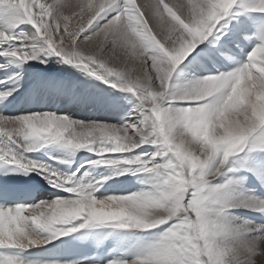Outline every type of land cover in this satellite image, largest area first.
Instances as JSON below:
<instances>
[{"label": "snow or ice", "instance_id": "6c2138e0", "mask_svg": "<svg viewBox=\"0 0 264 264\" xmlns=\"http://www.w3.org/2000/svg\"><path fill=\"white\" fill-rule=\"evenodd\" d=\"M238 2L0 0V59L7 65L47 66L55 58L134 97L122 125L55 112L0 114V175L35 173L57 190L54 199L9 206L0 186V264H85L23 254L95 229L155 234L134 254L103 264H264V225L238 224L232 215L241 209L264 215V199L240 190L249 179L264 188V29L254 42L243 33L229 37ZM245 11L264 15V0ZM22 25L30 33L18 37ZM246 43L252 50L240 62ZM186 61V71L211 66L216 74L179 89L173 80ZM6 64L0 104L21 87ZM48 145L73 155L88 151L97 157L91 167L140 177L143 187L98 198L99 186L113 177L86 183L85 173L77 181L75 172L61 175L29 158Z\"/></svg>", "mask_w": 264, "mask_h": 264}, {"label": "bare ground", "instance_id": "6f19581e", "mask_svg": "<svg viewBox=\"0 0 264 264\" xmlns=\"http://www.w3.org/2000/svg\"><path fill=\"white\" fill-rule=\"evenodd\" d=\"M241 1H242L241 3L246 5L247 7H251L261 2V0H241ZM247 1H250V2L248 3ZM141 2L142 0H137L138 4ZM254 30H255V27H254ZM29 33H30V28L27 25H22L15 32V34L18 37H22L23 35L29 34ZM249 37H250V31H249ZM255 37H256V33H255ZM246 47H247V43H246ZM245 54H246L245 51L239 52L237 59L239 61L242 60L241 58ZM240 62H244V60ZM0 64H6V62L0 59ZM54 64L57 65L58 70L56 71L53 70L52 72L51 70L54 68ZM5 71L8 73V75H17V74L19 75L21 87H20L19 92L17 93H23L30 84L34 85L37 98H36V103L33 108L37 110H40L43 108L46 109L49 107H52V108L59 107L60 109H63L65 106L67 105L69 106V102H70L69 96L62 95L61 93L55 91L50 86L60 85L64 89L70 90L71 89L70 86H72L73 84H76V81L78 80L84 81V79H86L84 78L85 74H83V72H80L75 68L70 70L68 68V65L56 63L55 58H53L51 62H48L47 66L41 65L36 62L23 65L22 67L11 66V65L6 64ZM7 79H8V76H6L4 72H0V81H4ZM63 79L66 82L65 84L63 82ZM176 81H179V79L177 78ZM85 83L91 84V81L86 79ZM9 86L12 87L14 85L10 83ZM2 90H5V89L3 88L2 85H0V91ZM77 91H80V90H77ZM77 91L75 92V95H77L76 94ZM103 92L105 93L106 90H103ZM111 93L113 94V98L114 97L117 99L119 98V94L115 95L113 90L111 91ZM129 97H130L129 100L133 102L134 98L131 97V95ZM71 102L75 104V102L73 101ZM25 107L27 108L30 106L26 104ZM43 149H45V147ZM59 150L61 151L60 153H62L63 155L67 152L66 150H63V149H59ZM45 151L46 149L44 150V152ZM150 152L151 150L149 149V153ZM68 153L69 152H67V154ZM78 153L79 155H81L79 161L76 164L71 165V166H67V164H59L57 162H54V160L53 161L49 160L50 158L55 156L52 153L49 154V152H45V153L41 152L39 153L38 157L35 155H31V156L29 155V158L37 161L38 163L53 167L61 175L70 174L71 171H73L76 173L78 180H80L79 178H83L85 173L89 174L88 179H90L91 182L99 180L103 177H113L114 169L107 168V167L93 168L90 166L89 162L94 161L97 158L95 155L85 150L78 151ZM76 155L75 157H77ZM41 156H44V161H41L42 159ZM230 163L232 166H238L241 162L233 160ZM77 170L79 171L77 172ZM116 177L114 176L111 179H107L106 182L102 186H99L100 191L96 193V196L98 198H101V193H103L104 195H126L131 190L133 192L134 191L133 189H136L138 187L140 188V186L141 188L143 187L142 184H140L139 186L136 185L137 186L136 188L135 187L133 188L134 181L133 179L128 178L127 176L126 177L123 176L124 177L123 179H119L118 177L116 179ZM41 179L43 180V182H45L47 188L50 191L49 193H47V196H45L46 200H51V199L56 198L57 190L49 187L48 183L42 177ZM252 182L253 180L251 179L246 180L243 187L240 190L245 191L246 194H254L260 199H263V197L259 196L258 189L255 188L256 185H254ZM38 199L39 197L37 198V200ZM39 202L40 201L35 202V203H39ZM9 206H12V205H9ZM232 215L236 218L235 222L238 224L243 223L245 221L249 222L251 219L258 221L257 216L259 218L261 217L262 219H264V215H260L254 212H249L243 209L234 211ZM250 224L256 225V224H253L252 222ZM109 233H112V234L109 235ZM146 233L148 234V236L151 235L152 240L155 239V234L149 233V232L131 234V233L114 232L112 229H95V230H90L89 233L74 234L72 237H68V238H65L64 240L56 241L53 245H48L45 248L33 249L29 252L24 253L23 256L24 255L38 256L42 258L45 255H48L49 253H55V254L65 255L67 258L80 259V260H82L81 258L83 257L84 258L85 257H91V258L95 257L96 259L100 258L101 264H103V261L105 259H111L113 257H120L122 255L134 254L138 250L145 247L148 244L147 242H145V238H147L145 236ZM138 234L139 236L143 234V236H145V237L142 236L144 239L143 240L140 239L141 237L138 238L139 236L135 237ZM41 258L39 259H26L25 258V259L32 260V261H45ZM100 260L98 259L97 261H100Z\"/></svg>", "mask_w": 264, "mask_h": 264}, {"label": "rangeland", "instance_id": "374dc122", "mask_svg": "<svg viewBox=\"0 0 264 264\" xmlns=\"http://www.w3.org/2000/svg\"><path fill=\"white\" fill-rule=\"evenodd\" d=\"M71 2H75V0H71ZM241 2L242 1L239 0L237 6L233 9L234 13L239 12L241 14L238 15L235 19H229L228 27H229V29L232 30L229 33L230 38H236V36L240 33H243L244 35L249 37L250 27L251 28L255 27L254 31H255L256 35L260 30L264 29V20H262V18L259 16V14L246 12L245 9L247 8V6L242 4ZM247 2L249 3L250 1H247ZM251 50H252V44L247 43V47L244 50L245 53L250 52ZM197 51H199V49H197ZM193 55H195V53H193ZM189 59H191V57ZM241 59L242 60H240V61H243V60L245 61L246 60V54L243 55ZM52 60H53V58H51L49 60V62H51ZM186 65H187V61L185 62V64H182L177 69V73H176L174 80H173V84L177 88L180 87L179 89H182V87L184 85L190 83L194 79L202 78L203 76H207V75L216 74L215 69H213L211 66H209L208 71L199 72V71H186L185 70ZM68 68L70 70L74 69L73 67H71L69 65H68ZM53 70L54 71L58 70V67L56 64H54V68L51 71L53 72ZM221 70H223V69H221ZM229 70H231V69H229ZM83 74H85V73H83ZM84 78L91 81V84L85 83L86 79H84V81L78 80V81H76V84H73L72 86H70L71 87V89H70L71 96L69 97V99H70L69 106L67 105L63 109H60L59 107L58 108L57 107H55V108L49 107V108L42 109V110H37V109L33 108V112H36V111L55 112L57 115L69 116L70 118H72L73 120H76V121L95 120V121L103 122L106 124H112V125H122L126 122H129L130 114L132 113V109L134 107V101L132 102L129 100L130 94L117 91L116 89L109 87L107 84L100 82V81H97L94 78L87 76L86 74H85ZM177 78L179 79V81H176ZM181 79H183V80L186 79V80L183 81ZM63 82H64V84L66 83L64 79H63ZM77 90H80V91H77ZM103 90H106V92L104 93ZM112 90L114 91L115 95L119 94L118 99L115 97L113 98V94L111 93ZM76 91H77V93H76L77 95H75ZM131 97H133V96H131ZM71 101L75 102V104H73ZM28 113H30V112L25 111V110H20L18 113L7 115V114H4L2 111H0V114H3L5 116H20V115H24V114H28ZM45 149H46L45 152H49V154L52 153L53 155H55L52 158H50L49 160H52V161L54 160V162H57L58 159L69 161L67 166H71V165L76 164L81 157V155H79L78 152H76L77 155L76 154L72 155L70 153L67 154V152L63 155L62 153H60L61 152L59 150L60 148L59 147L57 148V146H54V145H48L45 147ZM45 149L42 148V150H40L36 153L35 152L31 153L29 155L30 156L35 155L38 157L39 153H41V152L45 153L44 152ZM54 152H55V154H54ZM75 155L78 157V159H77V157H75ZM41 161H44V159H41ZM71 170H72V168H71ZM117 170H119V166H118ZM72 172L73 171H71V173ZM117 177L119 179H123L126 176H124V177L121 176V178H120V176H117ZM117 177H116V179H117ZM127 177L133 179V181H134L133 188L134 187L136 188L137 186H139L141 184L139 181L141 179L140 177L132 176V175H127ZM79 179L81 180L82 178H79ZM77 181H79V180L77 179ZM85 182L89 183V182H91V180L87 178V180ZM252 183L254 185H256L255 188L258 189L259 196L263 197V199H264V188L259 187V185L255 181H253ZM139 189L140 190L142 189L141 186H140V188L138 187L136 189H133L134 190L133 192H135V190L139 191ZM49 192L50 191H46V193L43 195L47 196V193H49ZM130 192H132V190ZM45 196H43L39 201H43L44 199L46 200ZM242 216H243V214H242ZM257 220L258 221L251 219L249 222L250 223L252 222L253 224H256V225H261V223H262V225H264V219H262L261 217L259 218L257 216ZM138 236H139V234L136 235L135 237H138ZM142 236H143V234L141 236H139L138 238L141 237L140 239L143 240L144 239L143 237L146 236L147 238H145V242H147L148 244L151 243V241H152L151 235L148 236V234L146 233L145 236H143V237ZM148 237H150V238H148ZM147 240H149V241H147ZM89 258H91V257H85V258L83 257L81 259L82 260L85 259L84 260L85 264H90ZM98 259L100 260V258H97L96 260H98ZM98 262H99V264H101V260Z\"/></svg>", "mask_w": 264, "mask_h": 264}]
</instances>
